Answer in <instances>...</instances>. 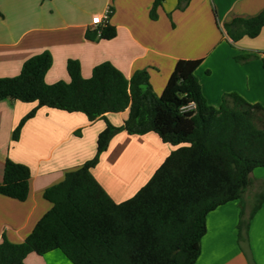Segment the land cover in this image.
<instances>
[{
  "label": "trees",
  "instance_id": "1",
  "mask_svg": "<svg viewBox=\"0 0 264 264\" xmlns=\"http://www.w3.org/2000/svg\"><path fill=\"white\" fill-rule=\"evenodd\" d=\"M162 2L155 1L153 18ZM221 28L233 44L245 36L255 38L264 28V11ZM116 34L108 23L86 37L111 40ZM251 58L235 57L238 62ZM202 62L179 60L161 95L153 90L147 70H137L128 78L111 62L96 65L91 77L84 78L80 62L69 59L70 81L49 84L46 75L53 57L48 51L26 60L17 76L0 78V102H37L14 130L13 140L19 139L25 123L41 107L80 112L90 122L106 123L95 156L44 191L52 207L27 238L12 243L3 235L0 264H25L29 254L53 250L63 252L73 264H195L208 214L236 200L241 203L239 243H245L250 222L264 204L263 191L248 215L242 205L254 170L264 168V106L237 93L224 95L219 107L209 105L196 76ZM190 103L196 110L182 113L181 108ZM127 110L121 126L107 118L109 113ZM123 131L155 133L174 149L134 196L117 203L92 170L112 138ZM30 177L29 167L6 159L0 193L27 200Z\"/></svg>",
  "mask_w": 264,
  "mask_h": 264
},
{
  "label": "crops",
  "instance_id": "2",
  "mask_svg": "<svg viewBox=\"0 0 264 264\" xmlns=\"http://www.w3.org/2000/svg\"><path fill=\"white\" fill-rule=\"evenodd\" d=\"M0 0V78L15 77L29 58L48 51L53 65L46 81H70L69 59L78 60L84 78L93 68L111 62L130 78L147 70L150 83L161 95L181 59H203L196 71L209 105L219 107L223 97L237 93L264 106V28L255 37L233 44L221 27L236 18H252L264 11V0ZM110 11L109 24L117 29L111 40H89L92 18ZM218 23L221 27H219ZM250 55L245 62L235 57ZM37 102L5 99L0 102V183L6 159L29 167V196L19 201L0 193V242L3 235L21 243L51 209L44 191L60 183L68 171L92 159L104 120L90 122L85 114L41 107L23 126L19 139L13 132ZM128 110L107 114L123 125ZM174 148L155 133L115 135L94 176L117 203L143 187ZM106 160L110 162H106ZM105 163V164H104ZM103 167V168H102ZM264 189V168H256L252 184ZM248 190V189H247ZM245 191L243 200H245ZM242 200V205L243 204ZM248 215L251 208L244 205ZM241 203L231 201L207 216V232L195 264H264V204L252 218L248 239L239 243ZM25 264H73L60 250L31 253Z\"/></svg>",
  "mask_w": 264,
  "mask_h": 264
},
{
  "label": "built area",
  "instance_id": "3",
  "mask_svg": "<svg viewBox=\"0 0 264 264\" xmlns=\"http://www.w3.org/2000/svg\"><path fill=\"white\" fill-rule=\"evenodd\" d=\"M109 16H110V11H106L104 14L94 15L92 18V24L95 26V29L107 25L109 22ZM195 110H196L195 103H190L181 108L182 113L192 112Z\"/></svg>",
  "mask_w": 264,
  "mask_h": 264
},
{
  "label": "rangeland",
  "instance_id": "4",
  "mask_svg": "<svg viewBox=\"0 0 264 264\" xmlns=\"http://www.w3.org/2000/svg\"><path fill=\"white\" fill-rule=\"evenodd\" d=\"M100 162V161H99ZM106 162L108 163V162H110L109 160L107 161L106 160ZM105 164V163H104ZM103 168V167H102ZM258 190H260L259 188L257 189L256 187H255V185L253 186H251L250 188H248V190H247V192H246V195H245V200H243V204L247 207V208H252V206H253V204H254V202H255V200H256V197L259 195H255V197H253V193H255V192H258ZM263 191H264V189H262ZM262 191V192H263ZM243 205V206H244Z\"/></svg>",
  "mask_w": 264,
  "mask_h": 264
}]
</instances>
